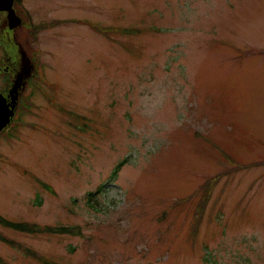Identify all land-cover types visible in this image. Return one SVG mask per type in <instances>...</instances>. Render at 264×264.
<instances>
[{"label": "rangeland", "instance_id": "1", "mask_svg": "<svg viewBox=\"0 0 264 264\" xmlns=\"http://www.w3.org/2000/svg\"><path fill=\"white\" fill-rule=\"evenodd\" d=\"M25 1L0 215L81 233L0 236L61 264H264V0ZM0 264L41 263L0 240Z\"/></svg>", "mask_w": 264, "mask_h": 264}, {"label": "trees", "instance_id": "2", "mask_svg": "<svg viewBox=\"0 0 264 264\" xmlns=\"http://www.w3.org/2000/svg\"><path fill=\"white\" fill-rule=\"evenodd\" d=\"M114 28H109L108 31L110 32H105L107 33L106 35L112 33L111 31H118L120 32L119 34L121 35H137L139 34V29H127V28H120L118 30ZM27 108H29V106H26ZM4 134V131L3 133ZM1 134V135H2ZM199 135V134H196ZM222 179V175H217L213 178L207 179L206 181H204L196 190L194 193H199L200 194V198L196 204L195 207V221H194V225H193V229L194 232H196L203 220L204 214H205V210L211 200L212 194L215 190V187L217 186V184L221 181ZM43 189L49 191L50 193L53 192V190L51 189L50 186H48L46 183L43 184ZM193 195V194H192ZM188 196L187 198H184L182 200L179 201V205L183 204L186 201H189V199L191 198V196ZM174 205H178V203H175ZM0 225L21 232V233H26L29 235H35V234H47V235H74L77 234L80 235L79 233L81 232V230L79 231V228L75 227V228H70V227H66V226H41L37 223H30V222H15V221H11L9 219L4 218L3 216L0 215ZM0 240L11 245L14 248L20 249L21 251H23L27 256L36 259L37 261H39L41 264H57L55 262H53L52 260L47 259L46 257L38 254L37 252H35L32 249H29L19 243H17L16 241H11V240H7L6 238L0 236Z\"/></svg>", "mask_w": 264, "mask_h": 264}, {"label": "flooded vegetation", "instance_id": "3", "mask_svg": "<svg viewBox=\"0 0 264 264\" xmlns=\"http://www.w3.org/2000/svg\"><path fill=\"white\" fill-rule=\"evenodd\" d=\"M13 9L20 18L23 20V26L10 29L8 25V12L0 11V50L4 54V49L8 52V55H4L0 57V64H2V69L5 73H10L11 75L8 77H0V92L7 97L8 102L14 104V100L19 99L21 96V89L15 91L17 85H20L22 75H17L19 72L13 64L17 60L23 59L25 60L28 56V46L27 39L29 35L28 29L31 28V14L29 8L26 6L25 0H15L13 3ZM25 32L24 37L22 33ZM26 36V37H25ZM32 36V35H31ZM13 42L14 46H10L8 43L4 42ZM32 39H30V42ZM5 48L3 49V46ZM17 77V78H16ZM20 79V80H18ZM18 102V100H17Z\"/></svg>", "mask_w": 264, "mask_h": 264}, {"label": "water", "instance_id": "4", "mask_svg": "<svg viewBox=\"0 0 264 264\" xmlns=\"http://www.w3.org/2000/svg\"><path fill=\"white\" fill-rule=\"evenodd\" d=\"M13 0H0V9L8 10V22L11 29L21 25V19L17 17L11 9ZM13 109H10L2 95L0 94V130L10 121V117L14 114Z\"/></svg>", "mask_w": 264, "mask_h": 264}]
</instances>
